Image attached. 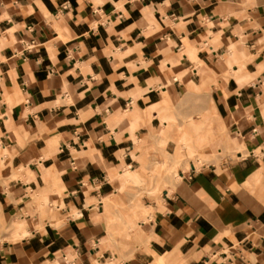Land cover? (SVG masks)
<instances>
[{"label": "crops", "instance_id": "crops-1", "mask_svg": "<svg viewBox=\"0 0 264 264\" xmlns=\"http://www.w3.org/2000/svg\"><path fill=\"white\" fill-rule=\"evenodd\" d=\"M214 119L236 157L147 197L121 259L104 202L143 183L151 144L172 140L170 165ZM158 263L264 264V0H0V264Z\"/></svg>", "mask_w": 264, "mask_h": 264}, {"label": "rangeland", "instance_id": "rangeland-1", "mask_svg": "<svg viewBox=\"0 0 264 264\" xmlns=\"http://www.w3.org/2000/svg\"><path fill=\"white\" fill-rule=\"evenodd\" d=\"M211 93L212 90L207 84L206 88L199 92V96L188 97L180 101L179 106L176 108L171 107L174 120L171 123L172 125H169L170 133L174 131L178 135L179 125L191 119L200 120L201 112L210 105ZM217 123V120L214 119V130L204 129L206 132L203 133L207 136V139L203 138L202 142H198L197 145L182 138L178 152L173 156L176 163L171 162L172 165L174 164L173 167L171 164L168 165L167 162L162 163L166 157L164 153L167 154L173 151L175 144L172 143V140H168L164 145L151 144V147L147 150V158L143 161L148 168L143 183L135 187L125 186L123 189L118 190L116 201L110 206L108 202H104L109 225V241L112 240L115 251L119 253L121 259L130 257L137 248L147 242V234L141 226L143 222L147 223V215L152 210L150 208L148 211L145 208L147 197L149 202L156 201L159 203L163 189L168 188L173 182L179 181L180 171L189 170V164H194L195 168L199 169L201 165L217 162L221 157L227 155L233 158L236 157V148L231 147L230 142L228 144L221 142L220 144V137L224 135V131L220 129ZM210 142L212 144L208 146ZM200 145L202 146L200 147ZM179 151L183 153L180 154ZM125 174L128 175L129 183H140L139 176H133L128 171ZM15 232L21 236L27 234L25 228L19 231L15 230Z\"/></svg>", "mask_w": 264, "mask_h": 264}, {"label": "bare ground", "instance_id": "bare-ground-1", "mask_svg": "<svg viewBox=\"0 0 264 264\" xmlns=\"http://www.w3.org/2000/svg\"><path fill=\"white\" fill-rule=\"evenodd\" d=\"M205 124H206V123H205ZM208 124H209V123H208ZM208 124H206L205 127H207ZM210 126H211V125H210ZM211 127H212V126H211ZM206 129H207V128H206ZM203 131H204V129H203L201 132L203 133ZM204 132H206V131H204ZM203 134H204V133H203ZM207 134H208V132L206 133V135H207ZM202 136H203V135L200 134L198 137H195L194 139L196 140V138H197V141H198V142H200V141L202 142V140H203V139H202ZM206 137H207V136H205V137L203 136V138L207 139ZM189 141H190V140H189ZM189 141H188V142H189ZM191 141H192V140H191ZM198 142H196V145L198 144ZM191 143H192V142H191ZM203 143H204V142H203ZM201 144H202V143H201ZM204 144H205V143H204ZM194 145H195V144H194ZM202 145H203V144H202ZM202 145H200V147H201ZM195 148H196V147H195ZM196 151H197V150H196ZM196 151H195V152H196ZM200 161H201V160H200ZM172 162H174V160H173ZM174 163H176V161H175ZM171 165H172V164H171ZM173 165H174V164H173ZM173 165H172V167H173ZM178 178L180 179V176H179ZM168 190H169V189H168ZM107 202L109 203V206H110L111 204L114 203V200H109V201H107ZM108 208H109V207H108Z\"/></svg>", "mask_w": 264, "mask_h": 264}]
</instances>
